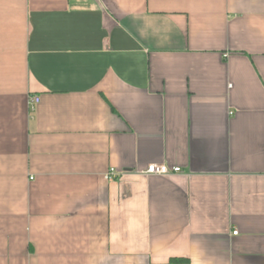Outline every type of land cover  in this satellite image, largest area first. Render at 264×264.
Masks as SVG:
<instances>
[{
	"label": "crops",
	"instance_id": "crops-1",
	"mask_svg": "<svg viewBox=\"0 0 264 264\" xmlns=\"http://www.w3.org/2000/svg\"><path fill=\"white\" fill-rule=\"evenodd\" d=\"M0 264H264V0H0Z\"/></svg>",
	"mask_w": 264,
	"mask_h": 264
},
{
	"label": "built area",
	"instance_id": "built-area-1",
	"mask_svg": "<svg viewBox=\"0 0 264 264\" xmlns=\"http://www.w3.org/2000/svg\"><path fill=\"white\" fill-rule=\"evenodd\" d=\"M40 103V98L39 97H33L30 100V105L31 106H36ZM181 172L180 168H170L167 165H151L148 167L147 171L145 172L146 175H152V176H170L172 174H178ZM115 176V171L112 170L108 174V179H112ZM234 235L237 236L238 232H234Z\"/></svg>",
	"mask_w": 264,
	"mask_h": 264
},
{
	"label": "trees",
	"instance_id": "trees-1",
	"mask_svg": "<svg viewBox=\"0 0 264 264\" xmlns=\"http://www.w3.org/2000/svg\"><path fill=\"white\" fill-rule=\"evenodd\" d=\"M184 260H172V263H184Z\"/></svg>",
	"mask_w": 264,
	"mask_h": 264
}]
</instances>
